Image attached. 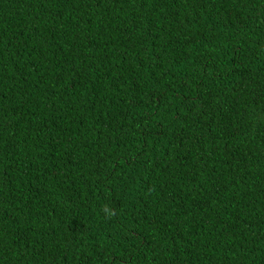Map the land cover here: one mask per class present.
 <instances>
[{"label": "trees", "instance_id": "16d2710c", "mask_svg": "<svg viewBox=\"0 0 264 264\" xmlns=\"http://www.w3.org/2000/svg\"><path fill=\"white\" fill-rule=\"evenodd\" d=\"M0 264H264V0H0Z\"/></svg>", "mask_w": 264, "mask_h": 264}]
</instances>
